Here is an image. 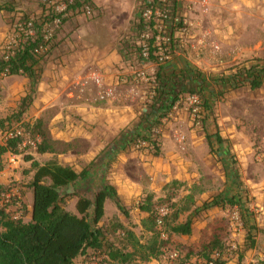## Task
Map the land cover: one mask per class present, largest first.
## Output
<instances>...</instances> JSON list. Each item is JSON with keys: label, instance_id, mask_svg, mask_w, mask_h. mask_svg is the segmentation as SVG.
<instances>
[{"label": "rangeland", "instance_id": "rangeland-1", "mask_svg": "<svg viewBox=\"0 0 264 264\" xmlns=\"http://www.w3.org/2000/svg\"><path fill=\"white\" fill-rule=\"evenodd\" d=\"M9 1L13 2L14 11L8 14L0 12V56L3 50H13L18 37L29 29L18 20L21 14H30L34 19L44 11L46 15L48 9L57 14L65 0H0V4ZM143 1L130 0L133 4L130 8H125L124 21L117 27L109 23L114 29L109 24L98 21L100 7L99 4L95 6V3H91V18L80 12L77 13L79 17L74 13H67L61 17L66 19L64 22L46 24L44 34L50 36L51 50L39 63L36 81L32 83L22 77L0 76V118L17 112L22 93H31L32 96L35 92L52 52L57 53L55 49L60 45V34L66 36L62 41L64 47L69 48L73 46V42L84 44L89 41L103 45L112 41V32L116 37L117 50L121 53L129 47L133 53L130 61L126 59V55L121 56L125 62L131 63L130 66L135 71L130 87L126 88L133 115L130 121L126 120V124L122 125V129H119L107 150L102 152V156L85 166L92 173L91 180L78 184L67 192L71 194L76 190L78 194L88 197L93 196L102 185L108 184L116 193H132V197L118 196L122 210L117 209L114 200L108 201L104 205V217L98 224L103 227L108 244L116 248L130 250L120 233L113 232L112 225L116 223L135 233L141 242L147 239L148 234L138 226L142 216H146L139 211L138 204L145 196L151 195L155 209L162 205L168 207L167 217L176 208H189L180 213L175 224L184 223L190 217L194 232L200 235L202 244L210 241L212 237L221 238L224 253L234 256L238 250L232 244H237L238 241L242 246L241 248L238 245V255L243 254L241 259L244 261V248L253 241V246L258 244L255 257L257 256V260L262 259L264 74L261 86L252 88L246 83H236V73L252 66L264 69V19L258 18L255 22L247 23L245 28L237 22L230 21L228 24L219 19L210 24V15L208 18L204 15L195 17V13L200 15L197 6L203 8V13L209 12L205 0H169L170 5H177V15L184 24L180 28L176 26L171 29L174 34V47L159 65L162 66L163 73L171 78L170 81L173 78L174 81L177 80V85L184 87V91L162 123L146 129L142 115L146 112V98L149 94L153 95L158 65L140 57L141 46L143 41L146 42L141 37L142 28L139 29L142 24L139 14ZM183 10L186 11L185 15H182ZM212 29L224 31L225 35L222 32V37H219L216 33L218 38H212ZM57 59L59 57L55 55L51 60ZM187 74H191L193 78ZM229 79L236 82L231 86ZM193 95L197 96L196 101L193 100ZM101 96L103 91L97 94V101L103 102L109 97L108 94L104 99ZM204 101L207 102L205 110L202 105ZM193 109L196 113H193ZM22 118H25L24 115ZM22 123L26 121L17 122L13 119L9 122L11 126ZM141 133L151 136L159 149L157 156L153 147L140 137L131 140L133 135ZM216 133L223 139L221 145L215 144ZM208 140L212 143L210 146ZM33 151L34 149L17 150L15 155L18 160L13 161L4 157L14 154L8 152L2 155L0 163V185L3 188L0 207L7 209L10 216L21 218L24 222L30 219L29 183L30 172L34 171L31 163L25 161L24 157L31 156L35 160L38 155L32 156ZM37 163L39 164L38 161ZM187 195L192 197V202L187 199ZM218 195L234 197L239 203L233 207L226 204L209 209L202 208L203 203L211 202ZM75 202L76 198L71 196L65 199L63 206L67 211L75 213ZM170 221L169 216L167 222ZM248 230L251 231L250 238L247 237ZM165 236L167 239L166 233ZM177 236H169L159 263L204 264L203 261L199 263L196 258L199 247L194 245L196 242H191L192 237H187L185 243H180L175 239ZM171 252H177L178 257L169 261L167 258ZM105 260L103 252L94 255L89 251L87 256L78 257L75 264H106ZM258 262L252 261L250 264ZM132 264L146 263L135 261Z\"/></svg>", "mask_w": 264, "mask_h": 264}, {"label": "trees", "instance_id": "trees-1", "mask_svg": "<svg viewBox=\"0 0 264 264\" xmlns=\"http://www.w3.org/2000/svg\"><path fill=\"white\" fill-rule=\"evenodd\" d=\"M91 5V1L87 0ZM79 5L67 8V10L76 11ZM173 13H176L175 4L172 5ZM44 10V9H43ZM78 10V9H77ZM14 11L13 2L9 1L0 4V12ZM42 15L32 18L30 14H21L18 19L26 25L31 22L34 36L27 35V32L21 34L16 40L15 47L11 50L7 59L4 55L0 56V76L5 73L6 76H24L34 83L36 81L37 69L43 56L51 50L50 40L43 42V28L46 24H52L55 19L64 22L61 19L63 13H57L48 9ZM40 18H43L41 21ZM141 24V23H140ZM142 25H140V28ZM150 39L147 40L148 45V61L158 65L155 72V86L153 95L146 98V112L142 115V119L146 124V129H151L155 125H160L162 120L174 109L179 102L180 94L183 93L184 87L177 85V80L172 81L171 78L163 73L161 65L157 64L158 50L154 47V37L156 31L150 24ZM26 33V34H25ZM174 35L171 31V36ZM45 43V44H44ZM46 45L47 51L42 55H33L31 52L39 45ZM264 69L252 66L247 69L238 70L236 73L237 82L229 79L228 83L232 86L235 82L238 84H249L252 88L261 86L263 80L262 75ZM191 79L193 76L187 74ZM202 83V82H201ZM33 89V88H32ZM201 90V87L199 88ZM32 102L31 93L21 98L16 113L9 117L0 118V130L10 127L9 122L15 119L22 122V117L26 113ZM204 110L207 109V102L202 103ZM26 130L29 131L33 138L39 137L34 151L36 154L50 153L51 146L48 144L45 133L42 130L41 120H36L33 124L22 123ZM153 125V126H152ZM142 134V133H141ZM133 135L131 140L140 137V139L155 150V155L159 153V149L153 142L149 134ZM215 144L221 145L223 139L219 134H214ZM130 140V141H131ZM210 146V140H208ZM212 147V145H211ZM11 152L17 154V141H9L4 146H0V161L2 155ZM25 161H31V168L34 170L33 177L29 183L32 192V204L30 210V219L24 222L21 218L13 219L0 207V264H75V260L80 256H87L89 251L94 255L103 252L106 264H132L135 261L148 263L152 260H159L163 254L164 248L169 242V236L190 235L192 221L188 218L184 223H176L181 212L187 211L189 208H176L172 214L170 223L167 222L169 216L164 217L162 223V231L159 230L156 219L157 211L151 195L145 196L138 204V209L146 216L141 220V227L146 234L147 239L141 242L140 239L131 230H128L120 223L113 224V232H119L130 247L129 251L116 248L109 245L105 238L103 227L98 226L104 217V205L106 200L111 199L116 203V207L122 210L120 200L114 188L110 185H103L101 190L91 196L85 197L73 190L80 181L86 179L89 169L84 168L81 172H76L69 166L59 165L55 161H50L44 165H39L31 156H25ZM1 169V165H0ZM64 192V194H63ZM67 192V194L65 193ZM3 188L0 185V196ZM75 197L74 205L75 213L67 211L63 204L68 197ZM192 202L190 195L186 196ZM239 203L234 197L218 195L211 202L203 203V209H209L217 206L229 205L237 206ZM175 207V205H174ZM197 211V208H195ZM167 234V239L161 238V232ZM247 237L250 238L251 231H247ZM253 241L249 242L248 247L253 245ZM219 253V258L214 259V253ZM224 254V246L218 237H213L209 242L201 245L197 252V257L206 263L224 264L222 256ZM240 261V259H239ZM264 264V260L258 262Z\"/></svg>", "mask_w": 264, "mask_h": 264}, {"label": "crops", "instance_id": "crops-1", "mask_svg": "<svg viewBox=\"0 0 264 264\" xmlns=\"http://www.w3.org/2000/svg\"><path fill=\"white\" fill-rule=\"evenodd\" d=\"M90 1L95 3V6L99 4L101 15L98 16V21L115 24L116 27L125 19H123L125 8H130L133 4L130 3V0ZM205 2L209 12L203 13V8L197 6L200 15L197 16L195 13V17L204 15L208 18L210 15V24L216 23L219 19L228 24L231 23L230 21L237 22L245 28L247 23L255 22L258 18L259 20L264 19V0H205ZM175 8L177 13V5ZM204 9L206 10V8ZM183 12L182 15H185L186 11L183 10ZM74 15L79 17L77 12H74ZM110 24L109 26H112ZM111 28L114 29L113 26ZM93 32L96 33L95 29H93ZM222 32L212 29L210 35H212V38H218L217 34L219 37L225 35V32L223 34ZM110 34L114 40L112 39L111 42L109 41L103 45L92 44L89 41L84 44L73 42V46L69 48H65L62 41V39H66V36L64 34L58 36L60 45L55 49L57 53L51 51L53 55L50 57L35 92L32 94V102L26 113H24L25 118H22V122L26 121L29 124L41 120L42 130L52 148L50 153L36 154L34 152L32 154V156L38 155L35 161H38L39 165L55 161L59 165L71 167L77 173L81 172L86 168L85 166L92 161H96L97 157L102 156V152L107 150L108 145L116 137L119 129H122V125L126 124V120L129 119L128 121H130L133 112L129 106L130 100L128 99L130 95L127 93L126 88L131 85V79H133L135 71L130 66L131 63L125 62L121 56L126 55L125 57H128L126 59L130 61L133 53H131L129 47H126L123 51L121 50L120 53L117 50L116 37L112 32ZM85 39H87L86 36ZM55 55L59 59L52 61L51 59ZM15 77H22L25 78L24 80L29 81L24 76ZM101 91H103V99L105 98L104 94L109 95L103 102L97 101V94ZM24 96H26V93H22L21 97ZM4 157L8 161L18 160L16 155L12 158V154ZM1 159H3V156ZM0 163H2V160ZM33 174L34 171L30 172L31 179ZM91 177L92 173L88 172L87 178L78 184L91 180ZM102 186L98 190H101ZM117 195L121 197L124 193L118 192ZM128 195L125 194L124 196L132 197V193ZM88 198H91V196H88ZM110 200H106L105 204ZM31 204L32 192L30 189L29 212ZM143 218L145 217L142 216L141 220ZM140 223L141 221L138 226L142 229ZM178 236L175 239L180 243H185L189 237H192L191 242H196L194 245H197L199 250L203 245L200 235L196 231L194 232L192 225L190 235ZM219 239L221 240V238ZM221 242L223 243L222 240ZM238 245L242 248L238 241L237 244H232L239 252ZM257 245L254 244V246L244 248V261L241 259L243 254L238 255L237 252V255L232 256L229 253H224L222 256L224 264H250L252 261L264 260V258L257 260V256L255 257L257 255ZM196 258L199 263L203 261L204 264H208L198 258L197 255ZM146 264L160 263L158 260H152Z\"/></svg>", "mask_w": 264, "mask_h": 264}, {"label": "built area", "instance_id": "built-area-1", "mask_svg": "<svg viewBox=\"0 0 264 264\" xmlns=\"http://www.w3.org/2000/svg\"><path fill=\"white\" fill-rule=\"evenodd\" d=\"M77 7L75 13L80 12L84 16L91 18L93 15L92 6L88 3L87 0H65L61 6V10L59 13H63L62 16H66L67 13L72 14V10H67V8ZM140 22L142 23V35L141 37L146 40V42L142 44V48L140 49V57L144 60H148V45L147 40L150 39V24H152L153 30L156 31V35L154 37V47L157 48L158 52L156 56H158V63L160 64L162 60L167 58L169 51L174 47V40L173 35L171 36V29L174 27H179L183 25L182 19L178 17L177 13H173L172 5H170L169 0H144L142 2V7L140 10ZM60 20L57 18L53 21V23L59 24ZM26 26L29 28L27 31V35L34 36V32L31 27V22L27 23ZM171 31H170V30ZM45 30L43 28L42 38L43 42H47L49 40L48 35L44 34ZM26 34V33H25ZM45 44V43H44ZM47 51L46 45H39L37 46L31 53L33 55H42ZM11 50L9 51H2V55H4V59H7ZM1 55V56H2ZM2 75H5L2 74ZM6 76V75H5ZM106 95V94H105ZM103 99V96H101ZM193 100H197V96H192ZM193 113H196L195 109L192 110ZM17 141V150L18 151H25L26 149H34L36 144L39 142V138H33L29 132L21 125H14L10 127H6L0 130V146H4L9 141ZM15 157V154H12V158ZM18 204V203H16ZM157 211V219L156 224L160 231H162V223L164 217H166L169 213L167 206H158L156 208ZM5 212L8 213V210L5 209ZM12 217V216H11ZM13 219H17L16 216L12 217ZM161 238L166 239L164 231L161 232ZM164 253V252H163ZM178 257L177 252H171L167 258L169 261L175 260ZM161 258V257H160ZM214 259L219 258V253H214ZM165 260V257H163ZM166 264V263H162ZM212 264V263H208Z\"/></svg>", "mask_w": 264, "mask_h": 264}]
</instances>
